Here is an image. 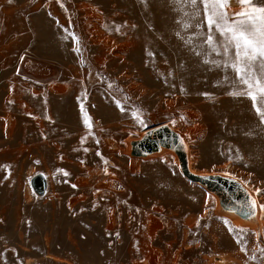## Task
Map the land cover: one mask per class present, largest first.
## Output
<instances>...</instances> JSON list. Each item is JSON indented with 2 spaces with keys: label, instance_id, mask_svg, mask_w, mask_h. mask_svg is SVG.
<instances>
[{
  "label": "rangeland",
  "instance_id": "374dc122",
  "mask_svg": "<svg viewBox=\"0 0 264 264\" xmlns=\"http://www.w3.org/2000/svg\"><path fill=\"white\" fill-rule=\"evenodd\" d=\"M160 124L255 214L131 155ZM0 264H264V0H0Z\"/></svg>",
  "mask_w": 264,
  "mask_h": 264
},
{
  "label": "water",
  "instance_id": "95a60500",
  "mask_svg": "<svg viewBox=\"0 0 264 264\" xmlns=\"http://www.w3.org/2000/svg\"><path fill=\"white\" fill-rule=\"evenodd\" d=\"M162 147L174 152L180 173L213 193L223 210L233 212L240 218H249L255 214V202L249 191L238 180L230 176L201 174L190 170L188 149L183 137L166 124L146 129L139 138L132 140L130 153L135 157H141L158 151ZM29 183L37 196L45 194L47 179L44 174L33 175ZM100 185L108 184L101 182Z\"/></svg>",
  "mask_w": 264,
  "mask_h": 264
},
{
  "label": "bare ground",
  "instance_id": "6f19581e",
  "mask_svg": "<svg viewBox=\"0 0 264 264\" xmlns=\"http://www.w3.org/2000/svg\"><path fill=\"white\" fill-rule=\"evenodd\" d=\"M63 88L62 87H59V90H62ZM41 107V106H40ZM45 109H44V112H45V116H46V118L47 119H50V117H51V111H50V108H49V106H43ZM42 108V107H41ZM33 120L34 121H38V122H40L42 119H39L38 117H37V115H34L33 116ZM13 121H15V120H13ZM9 123L11 124V120H9ZM173 130H175L174 128H172ZM59 132H61V131H59ZM90 132L89 131H84L83 133H78L77 134V137L79 138V139H82L81 137H83V135L84 136H86V137H90ZM92 135V134H91ZM182 137V136H181ZM129 149H130V147H129ZM189 168H190V170L191 171H193L194 172V170L190 167V165H189ZM201 174H203V173H201Z\"/></svg>",
  "mask_w": 264,
  "mask_h": 264
}]
</instances>
